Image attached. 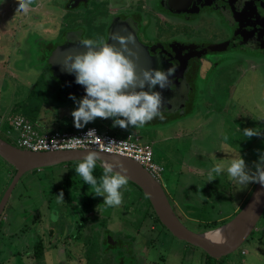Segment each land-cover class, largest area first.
<instances>
[{
    "label": "rangeland",
    "instance_id": "374dc122",
    "mask_svg": "<svg viewBox=\"0 0 264 264\" xmlns=\"http://www.w3.org/2000/svg\"><path fill=\"white\" fill-rule=\"evenodd\" d=\"M8 2L0 4V119L20 114L29 119L39 133L81 130L75 127L71 115L77 108L76 102L70 96L60 95L62 83L51 77L46 60L41 58L40 50L44 47L41 42L49 43L57 36L59 10L37 0L24 14L16 11L18 3L8 5ZM83 24L86 39L99 41L104 37L99 27L103 22L84 21ZM201 26L208 34H213L209 25L201 22ZM160 29L157 30L159 38L175 34L170 28ZM208 67L209 63L203 67L196 98L183 116L156 118L143 128L131 127L123 132L107 124L109 119L97 118L87 124L119 137L132 133L140 143H148L153 161L163 168L160 184L174 213L187 228L198 232L205 223L217 222L213 230L230 221L255 185H238L226 172L208 182V170L218 160L228 162L240 155L254 171V162L264 153V135L252 138L243 135L245 128H259L264 133V68L241 60L207 73ZM0 138L15 146L5 132ZM72 167L59 164L33 170L18 180L1 214L0 264L35 262L33 256L26 257L25 245L32 244L30 240L35 237L30 235L32 232L39 235V239L44 236L45 240L44 255L39 262L116 264V250L95 245L96 237L90 229L84 228L89 226L90 218L84 224L77 211L73 213L71 209L59 207L66 202H57L52 187L60 184L66 173L79 182L78 190H72L69 199L74 200V204L68 202L69 207L80 209L77 204L81 201L78 202L76 196L84 191L98 206L91 214V223L100 209L107 229L120 240H127L129 248L138 253L139 264H203L204 254L200 249L173 237L154 221L146 207L142 211L134 209L137 204H134V195L141 194L136 187L128 183L123 203L116 208L107 207L103 205L104 197L96 196L89 185L80 183L81 177ZM13 175L12 166L0 158V199ZM98 226L102 229L103 225ZM50 227L55 231L52 238L59 243L63 241L64 246L51 248ZM77 233L90 238L91 243L75 242L72 236ZM85 258L91 261L87 259L86 263ZM124 264L134 263L127 256ZM219 264H264V212L245 242Z\"/></svg>",
    "mask_w": 264,
    "mask_h": 264
},
{
    "label": "flooded vegetation",
    "instance_id": "af4514ba",
    "mask_svg": "<svg viewBox=\"0 0 264 264\" xmlns=\"http://www.w3.org/2000/svg\"><path fill=\"white\" fill-rule=\"evenodd\" d=\"M4 2L6 0H0V4ZM7 2L8 5L15 4L17 0H7ZM42 2L47 7H55L59 10L57 12V36L49 41V43H56L55 46L62 43L67 34L77 36L81 40L86 39L83 22L96 21L105 24H99V27H102V35L105 41L108 40L117 26L129 25L133 30H136L141 43L152 49H159L157 55L162 51L166 61L181 58V63L177 64L176 69L182 70L191 90L188 92L187 87H182L184 96L181 98H173L177 94H171L170 103L175 105L186 96L185 107L190 108L192 106L193 99L196 98L195 90L200 79L199 75L207 63H209L207 73L239 60L242 62L250 61L255 67L264 68V0H40V3ZM201 22L205 23L206 26L209 25L208 28L213 34H208L205 28L201 26ZM160 28L163 30L170 28L175 34L172 37L169 36L170 38H159L157 30ZM98 30L100 32L99 28ZM66 90L69 91V88ZM164 109L163 117L178 116L174 108L166 106ZM113 123L114 119L109 118L107 124L113 125ZM116 128L120 132L126 130L119 126ZM129 128L131 126L127 130H130ZM71 194H69V198ZM80 194L81 196H76L78 202H84V197L87 196L85 199H87L88 205L93 204L88 213L84 214L88 220L90 218L89 226L84 228L90 229L93 236L96 237L95 245L115 249L116 264H124L127 256L134 264H139L138 253H134L133 248H129L128 244L125 243L127 240H120L118 235H114L116 233L107 229L106 221L103 219L100 209V214L96 215L97 218L93 224L97 222L98 225H103L102 229H99L100 226L98 225L91 224V214L94 213L93 210L97 206V202L84 191ZM69 198L63 199L66 203L59 207H64L68 211L71 209L73 213L75 211L79 213L78 209L69 207L70 203L68 202L74 204V200L70 201ZM52 228L54 227H50L49 230L51 239H53L52 236L55 232ZM79 234L72 236L76 240L75 242L82 240L81 242L91 243L90 238H83V234L80 237ZM30 235L35 237L30 240L33 241L32 244L25 245L28 248L26 257L33 256L35 262H25L24 264H45L39 262V257L33 254V250L36 248L35 243H39L45 250L44 236L39 239V235L34 232ZM107 238H109V242ZM125 239L128 238L125 237ZM59 242L53 239L50 244L51 248L60 244L65 245L63 241L62 243ZM13 244L17 245V242H13ZM84 250V255H86L85 247ZM87 259L85 258L86 263ZM89 260L91 261V259Z\"/></svg>",
    "mask_w": 264,
    "mask_h": 264
},
{
    "label": "clouds",
    "instance_id": "9594fccd",
    "mask_svg": "<svg viewBox=\"0 0 264 264\" xmlns=\"http://www.w3.org/2000/svg\"><path fill=\"white\" fill-rule=\"evenodd\" d=\"M17 3L16 11L27 14L35 0H17ZM109 39L117 41L119 47L109 44L103 38L99 41L83 39L80 44L85 46L87 51L75 56L69 54L64 58V68L74 73L75 82L85 89V96L82 99L69 97L77 104L76 110L71 113L75 127L82 129L97 118L103 120L113 118L112 127L143 128L153 119H163V96L155 89L157 86L161 90L168 88L172 83L169 77L174 74L175 69L144 70L141 75H137V65L132 58L138 59V56L128 47L129 44L135 45L134 36L129 34L125 37L117 33L112 34ZM243 135L252 138L260 137L264 133L259 128H245ZM99 139L93 129L89 130L83 139L72 138L65 142L67 147H75L85 142L94 143ZM113 144L116 142L112 141L108 145ZM98 162H101L99 153L88 151V154L78 162L75 172L90 186L92 193L104 197L103 205L119 207L124 201V192L129 190L128 169L122 163L103 161L101 163L103 174L97 180L93 172ZM253 167L254 171L249 169L240 155L228 162L218 160L208 170L207 179L208 182H212L226 172L230 180L243 187L253 183L264 187V153L260 154L258 162H254ZM63 196V192L56 196L58 203L63 202Z\"/></svg>",
    "mask_w": 264,
    "mask_h": 264
},
{
    "label": "water",
    "instance_id": "95a60500",
    "mask_svg": "<svg viewBox=\"0 0 264 264\" xmlns=\"http://www.w3.org/2000/svg\"><path fill=\"white\" fill-rule=\"evenodd\" d=\"M117 33L125 37L129 34H132L136 40L134 46L129 44L128 47L132 49V51H134L138 56V59L135 57L132 58L137 65V75H141L144 70L158 68L167 71L169 68L175 69L174 74L169 77V79L172 81L171 85L163 90L157 86L155 91H160L162 93V112L165 111L164 107L167 106L174 108L175 113H178L177 115L179 117L185 115L186 107L184 103L186 96L184 99L182 98L177 105L170 103L169 100L171 98V94L174 93L177 95L173 96V98L183 97L184 95L182 94V87H187L188 92L191 90L184 74H182V70L176 69L177 64L181 63V58L172 59L173 61H166L162 51L159 55H157L156 53L159 49H152L141 43L138 39L136 30H133L131 27H129V25L117 26L111 35ZM109 38L107 40L109 44L119 47L117 41ZM80 41L81 39L77 36H71L70 34L65 35L64 41L60 44H57L50 52L46 59V65L51 71V77L62 83L60 95L62 94L63 96L67 97L76 95L82 99L85 96L84 87L78 85L75 82V74L70 73L63 66L65 56L69 54L75 56L87 51V48L82 46ZM178 69L180 68L178 67ZM67 88H69V91L66 90ZM145 90H147V88H145ZM88 151L89 150L32 152L17 148L12 144L6 143L0 138V158L12 166V168L15 170L12 181L0 199V217L11 192L22 175L33 170H39L50 166L70 162H79L84 158V156L88 154ZM99 155L101 157V162L97 163L99 166H101L103 161H107L109 163H122L124 167L128 169L127 174L129 181L134 183L147 197L159 222L173 237L204 251L212 258L227 256L228 254L236 251L244 243L250 233L255 229V226L264 212V187L258 183H255L254 188L252 189L246 201L243 203L239 212L230 221L223 225L226 226L238 219L239 225L237 229L232 234H230L227 239L210 243V241L205 240V235L214 229L204 232H195L187 228L174 213L167 196L161 188V185L155 181L142 166L126 157L103 153H99ZM107 239L109 242V238Z\"/></svg>",
    "mask_w": 264,
    "mask_h": 264
},
{
    "label": "built area",
    "instance_id": "2783aa9c",
    "mask_svg": "<svg viewBox=\"0 0 264 264\" xmlns=\"http://www.w3.org/2000/svg\"><path fill=\"white\" fill-rule=\"evenodd\" d=\"M0 119V134L5 132L6 137L13 140L15 146L22 150L32 152L51 151H76L89 150L108 155L128 157L139 163L150 173L155 180H160L162 168L153 162L152 151L148 145H143L132 133L118 137L107 130H99L94 126H87L77 132L72 131H51L39 133L25 117L20 114L10 115L5 121ZM95 130V135L100 138L94 143H83L75 147H67L65 141L72 138H85L89 130ZM115 141L116 144H108ZM123 143H120L122 142Z\"/></svg>",
    "mask_w": 264,
    "mask_h": 264
},
{
    "label": "trees",
    "instance_id": "16d2710c",
    "mask_svg": "<svg viewBox=\"0 0 264 264\" xmlns=\"http://www.w3.org/2000/svg\"><path fill=\"white\" fill-rule=\"evenodd\" d=\"M41 43L44 46L40 50L43 53L41 58L45 61L47 59V57L49 56L50 51L54 48L56 43H52V42L48 43V42H43V41ZM78 99L80 100V98H78ZM23 117H25V116H23ZM27 120L30 121L29 119H27ZM4 125H5V127H7V123L6 122L4 123ZM129 129L131 130V128H129ZM75 164L77 165L78 163L77 162H70V163L63 164V166L70 167V166L73 165L72 168H76ZM14 173H15V170H14ZM102 174H103V167H101V166H99L97 164V167H96V169L93 172V175L97 178V180H99V178L101 177ZM72 177H73V175H70V174L66 173V176L62 179V182L60 184H58L59 186L57 185V186H53L52 187L53 194L58 196L60 192H63V194H64L63 199H68L69 198V194L72 193V190L77 191L78 190L77 185H78L79 182L77 183V180L73 179ZM77 178H79V177H77ZM39 181H41V179ZM80 181H81L80 183H82L83 185H86L82 178H81ZM129 184H131L132 186L136 187L141 193V194H138V196L134 195L135 199H136V200L134 199V204L137 202V204H135L134 209L142 211L143 208L146 207L145 208L146 210L147 209L150 210V214H151V216H153L154 221H156L158 224L161 225V223L159 222V220L156 217L155 213L153 212L152 207H151L147 197L142 193V191L134 183L129 182ZM74 194H76V193H74ZM85 198H87V196L84 197V200H85L84 202H82L80 204H77L80 207V209H78L79 210V214L81 215L80 220H81V218H83L84 224H86L89 221L88 218L84 217V214H87L88 211L92 208V205H93L92 203H91V206L88 205L87 199H85ZM95 220L96 219H94L93 222ZM224 223H226V222H224ZM224 223H222V224H224ZM91 224L92 225H98L97 222H96V224H93V223H91ZM2 225H3V220L0 217V228L3 227ZM200 226L203 228V230H206V229H211V228L217 227L218 223L217 222L205 223L204 225H200ZM203 230H200V232H202ZM194 231H199V230H194ZM37 242H40V240H37ZM35 246H36V248H34L33 254H34V256L40 258L41 255L43 254L44 250H43L42 246L39 243H35ZM202 253L204 254L203 264H219V263H221V260H223V258H221V259L212 258V257L208 256L206 253H204L203 251H202Z\"/></svg>",
    "mask_w": 264,
    "mask_h": 264
},
{
    "label": "bare ground",
    "instance_id": "6f19581e",
    "mask_svg": "<svg viewBox=\"0 0 264 264\" xmlns=\"http://www.w3.org/2000/svg\"><path fill=\"white\" fill-rule=\"evenodd\" d=\"M79 98V97H78ZM119 137V136H118ZM141 144H143V145H148L150 148H151V146L148 144V143H141ZM151 151H152V149H151ZM126 158H128V157H126ZM152 158H153V152H152ZM130 159V158H129ZM132 161H134L133 159H131ZM135 162V161H134ZM154 162V161H153ZM112 163V162H111ZM135 163H137V162H135ZM155 163V162H154ZM138 165H140L139 163H137ZM158 165V164H157ZM140 166H142V165H140ZM143 167V166H142ZM161 167V166H160ZM145 170H146V168L145 167H143ZM162 168V167H161ZM147 171V170H146ZM148 172V171H147ZM149 173V172H148ZM162 173H163V168H162ZM150 174V173H149ZM161 176H162V174H161ZM152 177V176H151ZM153 178V177H152ZM154 179V178H153ZM155 180V179H154ZM160 180H161V177H160ZM160 180H155V181H157L159 184H160ZM130 182V181H129ZM132 183V182H131ZM161 185V184H160ZM165 193V192H164ZM166 195V194H165ZM168 198V197H167ZM169 200V199H168ZM153 210V209H152ZM154 212V211H153ZM238 225H239V220L238 219H236L234 222H232V223H230V224H228V225H226V226H223V227H218V228H216V229H214L213 231H210L209 233H207L206 235H205V240L206 241H210V243H214V242H218V241H223V240H225V239H227L229 236H230V234H232L236 229H237V227H238ZM186 226V225H185ZM187 227V226H186ZM256 227V226H255ZM190 230H192V229H190ZM208 230H211V229H208ZM192 231H194V230H192ZM204 231H207V230H204ZM204 231H202V232H204ZM195 232H198V231H195ZM253 232V231H252ZM251 232V233H252ZM251 233H250V235H251ZM245 242V241H244ZM237 251V250H236ZM204 252V251H203ZM235 252V251H234ZM205 253V252H204ZM229 255V254H228ZM223 257H225V256H223ZM220 258H222V257H220Z\"/></svg>",
    "mask_w": 264,
    "mask_h": 264
},
{
    "label": "crops",
    "instance_id": "0c3cea01",
    "mask_svg": "<svg viewBox=\"0 0 264 264\" xmlns=\"http://www.w3.org/2000/svg\"><path fill=\"white\" fill-rule=\"evenodd\" d=\"M68 102H69V101H68ZM7 118H9V116H7L5 119H3V117L1 118V119H3V123H5V121H6ZM87 126H89V125H86L85 127H87ZM4 127H5V125H4ZM85 127H84V128H85ZM82 129H83V128H82ZM137 138H138V137H137ZM245 201H246V200H245Z\"/></svg>",
    "mask_w": 264,
    "mask_h": 264
}]
</instances>
